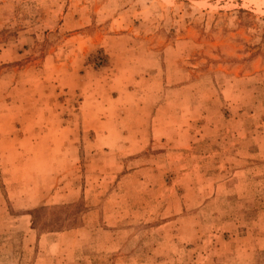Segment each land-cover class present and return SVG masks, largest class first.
<instances>
[{"label":"rangeland","instance_id":"obj_1","mask_svg":"<svg viewBox=\"0 0 264 264\" xmlns=\"http://www.w3.org/2000/svg\"><path fill=\"white\" fill-rule=\"evenodd\" d=\"M0 264H264V0H0Z\"/></svg>","mask_w":264,"mask_h":264},{"label":"trees","instance_id":"obj_2","mask_svg":"<svg viewBox=\"0 0 264 264\" xmlns=\"http://www.w3.org/2000/svg\"><path fill=\"white\" fill-rule=\"evenodd\" d=\"M32 213V212H31ZM33 214V213H32Z\"/></svg>","mask_w":264,"mask_h":264}]
</instances>
